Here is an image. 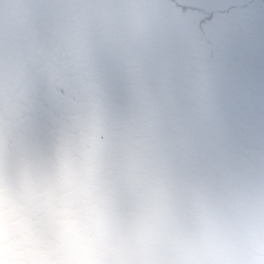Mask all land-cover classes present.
Here are the masks:
<instances>
[{
	"label": "rangeland",
	"instance_id": "374dc122",
	"mask_svg": "<svg viewBox=\"0 0 264 264\" xmlns=\"http://www.w3.org/2000/svg\"><path fill=\"white\" fill-rule=\"evenodd\" d=\"M262 31L264 0L213 15L171 0H0V242L5 256L16 255L15 262L5 264H247L251 254L258 257L250 264H264V168L260 172L246 162L252 157L250 130L259 132L254 115L246 131L213 158L203 135L207 129L210 136L213 118L204 119L205 111L193 113L191 135L166 128L167 122L162 128L151 124V135L166 151L152 153L135 141L133 156L114 165L115 180L106 184L107 194L97 204L77 181L86 173L87 159L96 160L99 141L109 130L100 122L107 120V113L98 111L103 100L112 111V126L125 118L137 132L150 119H140L139 111L145 116L150 113L143 111L153 108L142 98L157 95L143 84L144 76L149 73L145 81L150 82L161 70L177 67L191 97H204L207 113L213 114L218 53L246 45L258 70ZM159 58L155 66L148 64ZM163 104L156 105L153 118L183 123ZM117 152L128 155L125 149ZM241 163L249 176L235 170ZM106 165L104 160L101 167ZM167 168L191 179L186 193L169 177L159 181L169 174ZM58 190L55 207L61 210L53 223L60 240L48 232L53 229L46 219L24 220L42 207V191L49 196ZM92 207L97 221L109 218L105 228L86 225ZM54 210L44 211L50 216ZM13 211L20 215L18 229L7 217ZM237 220L242 223L236 227ZM17 233L25 235L12 240Z\"/></svg>",
	"mask_w": 264,
	"mask_h": 264
},
{
	"label": "trees",
	"instance_id": "16d2710c",
	"mask_svg": "<svg viewBox=\"0 0 264 264\" xmlns=\"http://www.w3.org/2000/svg\"><path fill=\"white\" fill-rule=\"evenodd\" d=\"M152 1L154 2V0H151V2ZM146 9H149V8H146ZM161 59L162 58L156 59L155 61L150 60L149 62L148 61L147 62H148V64L152 62L151 64L153 66H155V64H158V62L161 61ZM146 63H144V64H146ZM162 63H164L163 60H162ZM173 69H175V71H173V72H170V68H166L164 70H161V72H168L169 73L168 78L162 76L160 74L161 73L160 72V73H157L155 75V78L153 81L147 82L145 80L148 77H150V74L148 73L149 76H144V79L142 80L143 84H145L146 86H148L151 89H154L155 90L154 93L157 95H161L160 96L161 99L158 98L157 95H150V97H149L150 99L148 98V100H145V98H142V101H147V102L150 101L152 103L153 108L147 109V111H143V112H149L150 113L149 115H145L146 117L143 115L142 110L139 109L140 110L139 111V118L140 119L147 120V117L150 119H148L146 121V123H145L146 127L140 126L138 128L137 132L134 130L133 126L128 122V120H126L125 118H122L121 120L118 121L117 124L115 123L112 126L111 125L112 123L110 120L111 115H109L112 113V111L110 109L106 108V106L104 104L105 101L103 100L101 102L102 104H100L98 106L99 112L105 111L104 113H107V120L105 118L100 120V122H102L101 126H103L105 129L108 128L109 130L106 132V134L104 136H102V141H99V142H101V144H100L101 146H99L100 149L96 148V156L94 157V158H96V160L95 159L94 160L87 159L86 164H85V168H84V172H86V173L85 174L82 173V174H84L83 176L77 177L78 183L85 188V189L82 188V191H84V190L87 191L88 197L95 204L99 203V201L102 198H105V195L107 194V190H105L106 184H108V187H110L109 186L110 181L114 182V180H115V177L113 175L114 172L116 171L114 168V165L115 164H121L123 162H127L125 157H123V156H130V157L133 156V152H134V150L136 151V149L132 146V144H134L135 141H140L142 143L139 148H141V149L146 148L148 151L151 150L150 152H152V153H155L157 148H158L157 150H159V152L166 151V149L164 148L165 145L161 142V140L156 139L155 138L156 136L151 135V133H150L151 126H152L151 124L158 125L162 128V127H164V124L167 122L170 124V126H167L166 128L176 129V130L183 128L191 135L192 134V131L190 129L192 126L191 120L196 119V115H194L193 113H199L201 111H205L206 113H204V115H203L204 119L213 118V117H211V116H213V114L207 113V112L211 113V111H210L209 107H207L206 99L204 97H202L201 95H199V96L193 95L194 98H192L191 97L192 96L191 91L187 89L188 87L186 85H184L185 80L182 77L183 76L182 71L180 70V68H177V67L173 68ZM179 71H181V75L179 74ZM109 82H111V81L106 80V82H105V85L107 87L109 86ZM124 90H127V88L125 87ZM142 92H143V90L140 92V94ZM146 93L150 94V91H146ZM173 96H175L174 99H172ZM163 103H166L169 107H171L174 110V113H177L179 118H181L183 120V123L178 122L177 119L174 117L172 119V122L164 120V118L161 119V122H160V120L153 118V117H156V115H158V112H159L155 107L160 106V105H161L160 107H164L165 105ZM197 105H199L200 107L195 108V106H197ZM189 106H191V108H189ZM203 106H205V107H203ZM121 115L122 116H128L126 114H121ZM99 119H100V116H99ZM171 123L175 126V128L172 126ZM100 128H102V127H100ZM250 133H251V135H250L251 141L247 142V144L251 143L253 145V147L250 149V151L252 152V154H251L252 157L248 158V160L246 162L248 163V166L251 165L250 167H252V168L257 167V169L259 168L258 171L262 172V170L264 168V165H263V162H264V139L261 138L260 132H258L256 130H250ZM88 134L90 135V132H88ZM170 134L176 135V133H170ZM89 135H87V136H89ZM170 138L173 139L172 137H170ZM176 140L177 139L175 138L174 141H176ZM172 143H174V142L173 141L172 142H168V141L166 142V144H168V145H172ZM89 145H88V147H89ZM118 149H125L126 151H128V155H124L122 152H117ZM120 156H122V157H120ZM104 160L107 161L108 165H106L105 167H101ZM251 162L255 163V165H252ZM88 163H89V165H88ZM165 165H166V163H165ZM238 169L241 170L240 174L242 177H246V175L249 176V174H246L249 170V169L247 170L246 164L245 165H242V163H241V165L238 164V166L235 170H238ZM167 170L169 171V174L164 175V177L159 178V181L164 179V178L169 177V181L171 179H173L174 181L172 183H175V185L177 186L178 189L182 188V191L186 193L185 188L191 187V185H190L191 179L186 175L178 174V170L175 168H167ZM76 172H77V170H76ZM80 172H82V171H80ZM218 172L221 173L220 171H218ZM254 174H255V172H254ZM230 176H232L230 173L228 176H223L224 177L223 184H225L229 180ZM94 177H96V178L94 179ZM254 177L256 179H262L260 177V175H256ZM169 181H166V183H169ZM252 183L255 184L256 181L253 179ZM102 184H104V185L102 186ZM237 184L240 186L244 185L245 180L237 179ZM60 190H64V188L60 189ZM222 191L224 193V197H227V191H225V189H222ZM258 191L262 192V190L260 189V186L258 187ZM54 193H53V195L48 196L47 193H44L42 191V194L46 196L44 198V196L42 195V197H41L42 200L40 199L41 205H40V202L38 203L42 207H40V210L35 209L34 213H31L32 215H29V214L25 215L24 220L27 221V219L29 217L31 218V222H33V220L35 221L37 219V217L40 219H46L47 222H49L48 229H53V230H49L48 232H53V231L55 232V230H54L55 225H54L53 221L56 219L55 218L56 213L59 210H61V208H56L55 206H58L57 202H58V199H59V196L61 195V193L59 190L57 192H54ZM224 197L222 199H224ZM47 199H49V201H47ZM255 200H257V197H255ZM42 202H44V203H42ZM1 207L2 206L0 205V213L2 210ZM51 208H53V210L55 208V210L53 211L52 214L48 213L50 215V216H48L47 212ZM203 208H206V206H203ZM44 210H47V212ZM74 210H70V211L73 212ZM87 210L88 211L86 213V220H85L87 226H90V227L95 226L96 229H103L109 224V218H105V217L103 218L102 217L99 221L96 220L97 218L94 217V213L96 212V208L95 209H94V207H92L90 209L87 208ZM14 211H13V213L9 214L7 217L10 218L9 220L12 219V220L17 221V224H18L17 229H18L21 226V225H19L20 223L18 222L20 215H17L18 212L15 214ZM42 211L44 212V215H42ZM81 214H82V212H81ZM115 215H117V213H115ZM81 217L76 218V220L81 221L82 220ZM166 217H168V214H166ZM3 218L4 217L0 218V220H1L0 225L1 226H2V222L4 221V220H2ZM117 218L118 219H116V218L115 219L119 220V222H120L121 217L119 214L117 215ZM24 220H23V222H24ZM70 220H74V219L70 218ZM113 221H114V219H113ZM238 221L239 220H237L235 226L242 223V222H238ZM45 234H47V232ZM48 234L51 235V233H48ZM55 234H56V237L60 240L61 231H60V236H58L56 232H55ZM21 235H25V233H17L16 236L11 237V239L16 240L18 236L20 239ZM50 235L47 236V240L52 238V237H50ZM4 245H5V243L0 242V264H5V262L7 260L10 262H15V256L16 255H12V258H9L8 256H5L3 254ZM253 256L258 257L257 255H253V254H251V256H246V258H248V259H246L247 264H250V262L253 263V261H252Z\"/></svg>",
	"mask_w": 264,
	"mask_h": 264
},
{
	"label": "snow or ice",
	"instance_id": "6c2138e0",
	"mask_svg": "<svg viewBox=\"0 0 264 264\" xmlns=\"http://www.w3.org/2000/svg\"><path fill=\"white\" fill-rule=\"evenodd\" d=\"M258 70L246 45L222 48L214 64L212 79L213 124L203 130L210 158L219 157L233 138L243 134L250 116H255L264 139V31L256 46Z\"/></svg>",
	"mask_w": 264,
	"mask_h": 264
},
{
	"label": "water",
	"instance_id": "95a60500",
	"mask_svg": "<svg viewBox=\"0 0 264 264\" xmlns=\"http://www.w3.org/2000/svg\"><path fill=\"white\" fill-rule=\"evenodd\" d=\"M177 6L198 10L206 15L225 13L235 8H245L255 0H172Z\"/></svg>",
	"mask_w": 264,
	"mask_h": 264
}]
</instances>
